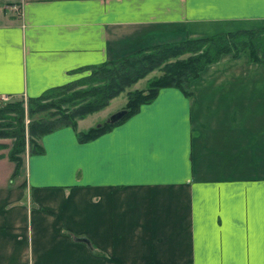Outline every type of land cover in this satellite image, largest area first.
<instances>
[{
    "label": "crops",
    "instance_id": "obj_1",
    "mask_svg": "<svg viewBox=\"0 0 264 264\" xmlns=\"http://www.w3.org/2000/svg\"><path fill=\"white\" fill-rule=\"evenodd\" d=\"M0 97L159 42L264 24L261 0H20ZM110 129L0 156V264H264V63L223 53Z\"/></svg>",
    "mask_w": 264,
    "mask_h": 264
},
{
    "label": "trees",
    "instance_id": "obj_2",
    "mask_svg": "<svg viewBox=\"0 0 264 264\" xmlns=\"http://www.w3.org/2000/svg\"><path fill=\"white\" fill-rule=\"evenodd\" d=\"M242 52L249 61L264 63V24L255 28H241L212 33L196 38L159 42L141 47L125 55L81 67L88 73L73 80L51 86L35 96L0 104V138H13L7 156L17 166L18 154L24 151L23 117L26 112L27 146L29 153L43 151L36 141L42 134L61 125L75 129L76 119L104 106L108 99L153 69L160 73L148 81L147 87L126 91L125 114L115 122H102L85 130H75L78 141L89 140L120 123L137 111L139 105L150 101L159 88L173 86L189 95V83L208 63L222 53ZM82 85L83 87H77ZM77 87V88H76ZM47 111L48 117L34 114ZM5 143L0 142V146ZM1 156V153H0Z\"/></svg>",
    "mask_w": 264,
    "mask_h": 264
},
{
    "label": "rangeland",
    "instance_id": "obj_3",
    "mask_svg": "<svg viewBox=\"0 0 264 264\" xmlns=\"http://www.w3.org/2000/svg\"><path fill=\"white\" fill-rule=\"evenodd\" d=\"M19 1L20 0H0V22L1 23L6 22L9 19V17L5 14H7V13H14L15 14V12L17 10L16 5L19 3ZM227 53H230V52H227ZM240 53H242V52H240ZM88 71H89L88 69H85V71H82V72H85V74H87ZM159 73H160V71L157 69L151 70L146 75H144L143 77L139 78L138 80H136L135 82L130 84L123 91H121L117 95L109 98L107 103L104 106H102L101 108L94 110L92 112H89V113L85 114L84 116H82L81 118H77L75 121L76 125H75L74 130H77V131L85 130L90 126L96 125L98 123H102L114 111H117L119 109H124L123 107H124L125 102H126V91L127 90H133V89L145 90L147 87L148 81L151 78H153L154 76L158 75ZM77 87H83V86L79 85ZM19 99L22 100V103L25 107L26 96H24V95H18V96L1 95L0 104H2L4 102L16 101ZM38 116L48 117V113H47V111H43V112H40V113L33 115V117H35V118H37ZM28 121H29V116H27V114L25 112L24 117H23L25 146H24V151L18 154V157H19L18 163H21V161L24 162L23 158H25V154L28 152V146L26 143V140L28 137L27 131H26V126H27ZM38 139L39 138H36V141H38ZM12 141H13V138H11V137H1L0 138V142L5 143L4 146H0L1 156L8 157L7 153H8L9 147L12 145Z\"/></svg>",
    "mask_w": 264,
    "mask_h": 264
},
{
    "label": "water",
    "instance_id": "obj_4",
    "mask_svg": "<svg viewBox=\"0 0 264 264\" xmlns=\"http://www.w3.org/2000/svg\"><path fill=\"white\" fill-rule=\"evenodd\" d=\"M125 111V109H119L117 111H114L105 119V121L110 123L115 122L125 114Z\"/></svg>",
    "mask_w": 264,
    "mask_h": 264
},
{
    "label": "snow or ice",
    "instance_id": "obj_5",
    "mask_svg": "<svg viewBox=\"0 0 264 264\" xmlns=\"http://www.w3.org/2000/svg\"><path fill=\"white\" fill-rule=\"evenodd\" d=\"M262 3H264V0H261Z\"/></svg>",
    "mask_w": 264,
    "mask_h": 264
}]
</instances>
